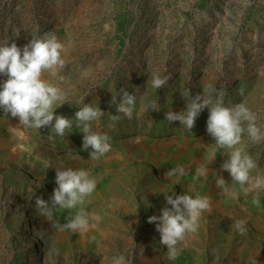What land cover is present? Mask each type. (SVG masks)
I'll use <instances>...</instances> for the list:
<instances>
[{"label": "rangeland", "instance_id": "obj_1", "mask_svg": "<svg viewBox=\"0 0 264 264\" xmlns=\"http://www.w3.org/2000/svg\"><path fill=\"white\" fill-rule=\"evenodd\" d=\"M45 33L64 44L65 64L51 79L68 101L56 113L74 117L81 100L97 104L104 115L93 130L107 133L112 147L91 159L75 124L63 138L42 126L21 140L18 118L0 110V264H112L118 255L127 264H264V190L245 193L233 182L222 168L226 150L210 155L207 108L191 130L166 119L212 86L213 98L245 103L264 129V0H0V42L22 47ZM154 73L167 77L158 89L150 85ZM122 89L137 105L131 119L119 113L112 121ZM243 143L257 162L253 177L264 175V141L245 134ZM177 166L185 169L179 180L167 175ZM201 166L207 173L197 177ZM57 167L97 177L84 207L100 219L86 232L62 228L75 210L54 208L49 220L35 207L37 196L50 201ZM165 191L210 200L174 260L148 221L170 207ZM237 220L246 221L244 234L233 228Z\"/></svg>", "mask_w": 264, "mask_h": 264}, {"label": "clouds", "instance_id": "obj_2", "mask_svg": "<svg viewBox=\"0 0 264 264\" xmlns=\"http://www.w3.org/2000/svg\"><path fill=\"white\" fill-rule=\"evenodd\" d=\"M15 35L18 36L19 33ZM63 52L64 44L54 33L34 36L22 47L14 40L11 43L7 39L0 42V110L18 118L19 127L14 131L21 140L27 139L25 130H36L42 126H51L52 131L63 138L73 130L75 124L83 133V149H90V158L97 160L112 147L111 137L107 133L93 130V122L100 120L104 115L103 110L97 104L83 103L81 100V106L74 117L59 115L55 111L68 101L65 91L51 79L65 64ZM166 81L167 77L154 73L150 79L151 88L158 89ZM121 91L123 94L119 100L116 95L113 96L112 102L116 104L118 114L110 117L112 121L121 119L119 113L131 119L137 105L134 94L123 89ZM212 91V86L205 87L203 95L191 97L181 112H167L166 119L169 122L179 121L186 130H191L196 118L207 108L209 114L206 130L215 139L210 155L214 156L218 149L226 150L228 159L224 161L222 168L230 173L233 182L245 193L252 189L264 190V175L253 177L257 162L243 143L245 134L252 142L264 141V129L257 124L256 115L245 103L225 106L223 93L213 98ZM184 95L190 96V92L185 91ZM144 107L155 108L156 105L152 102ZM20 148L24 151L32 150L30 145L24 143L20 144ZM206 173L207 169L203 166L196 170L197 177L205 176ZM167 175L179 180L185 175V169L177 166ZM54 180L56 186L50 201L39 196L35 198L37 211L51 220L54 208L75 210L62 228L86 232L90 226L94 227L91 221H98L100 217L86 211L84 205L97 188V177L84 168L57 167ZM217 183L224 186L225 180L220 178ZM224 190L228 191L226 187ZM231 195L235 196V193ZM165 196L166 204L170 207L162 208L158 216H149L148 221L155 223L156 230L160 233V243L166 246L168 257L174 260L178 255V243L187 234L198 231L202 214L210 209V200L199 192L195 195L188 192L169 195L165 191ZM255 202L259 204L258 199ZM146 204L151 206L150 203ZM245 225L246 221L237 220L233 228L244 234L247 230ZM112 264H127V261L124 255H118L112 258Z\"/></svg>", "mask_w": 264, "mask_h": 264}]
</instances>
